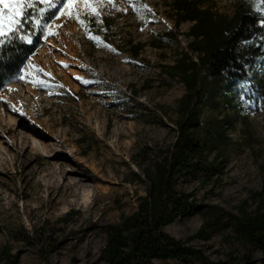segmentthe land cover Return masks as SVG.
<instances>
[{"label":"rangeland","instance_id":"1","mask_svg":"<svg viewBox=\"0 0 264 264\" xmlns=\"http://www.w3.org/2000/svg\"><path fill=\"white\" fill-rule=\"evenodd\" d=\"M236 1L206 0L200 6L227 16ZM34 3L21 24L31 11L46 36L0 87V251L9 246L17 254L14 264H107L100 256L105 225L136 210L148 186L144 171L178 136L177 113L186 88L170 67L182 56H195L188 47L194 23H176L172 0H102L98 19L80 4L85 25L77 21L76 8L60 14L65 0H51L54 7ZM247 3L259 7L258 0ZM92 22L102 25V33ZM136 43L141 46L133 55L130 46ZM200 75L202 101L189 131L195 140L219 145L225 164L217 176H187L178 189L199 204L232 213L245 205L253 211L264 183V96L257 99L245 85ZM259 75L264 83V61ZM24 134L37 136L48 151L58 148L60 157H46L29 142L23 144ZM214 155L213 148L205 152L208 159ZM61 167L72 172L68 178L61 177ZM73 178L82 181L76 191L65 186ZM87 189L90 201H84ZM202 224L203 215L192 212L168 223L165 231L213 262L250 253L261 259L260 251L248 248L229 225L205 239H189ZM20 226L33 236L42 229L41 241L49 245L20 239L15 234Z\"/></svg>","mask_w":264,"mask_h":264},{"label":"trees","instance_id":"2","mask_svg":"<svg viewBox=\"0 0 264 264\" xmlns=\"http://www.w3.org/2000/svg\"><path fill=\"white\" fill-rule=\"evenodd\" d=\"M205 1L172 0L176 23L180 25L183 20L194 23L188 31L192 39L188 47L198 58L193 61L182 56L170 67L186 88L177 113L178 136L171 149L162 153L151 169L144 171L148 186L145 195L138 197L136 210L122 216L119 222L105 225L107 237L100 256L107 264H156L158 259L194 260L198 264H264V183L255 194L259 199L256 209L247 211L245 205H240L237 213L199 204L192 194L178 189L180 180L187 176L201 172L209 177L217 176L225 164L219 145L195 140L189 131L196 123L197 109L202 101L200 74L227 85H245L249 95L257 99L264 96V83L259 75V65L264 61L262 13L251 9L247 0H237L234 13L226 16L208 6H200ZM258 6L262 7L259 2ZM30 12L23 18L19 32L0 45V87L22 68L26 58L38 49L46 36L45 28L35 26ZM91 24L102 33V25ZM21 35L31 36V43L20 39ZM174 36L172 33L170 39ZM166 37L168 35H162L160 39ZM153 43L158 44L157 41ZM140 46V43L130 46L133 55L138 53ZM212 148L215 155L208 159L205 152ZM192 212L203 215V224L189 239H205L221 225H229L234 236L248 248L260 251L261 259L256 260L250 253L241 258L234 256L227 261L213 262L202 250L165 231L168 223ZM15 234H21L20 239L28 242H33L34 238L36 242L40 240L41 248L49 245L41 241L42 229L33 236L20 226ZM16 257L9 246H4L0 251V264H14Z\"/></svg>","mask_w":264,"mask_h":264},{"label":"snow or ice","instance_id":"3","mask_svg":"<svg viewBox=\"0 0 264 264\" xmlns=\"http://www.w3.org/2000/svg\"><path fill=\"white\" fill-rule=\"evenodd\" d=\"M42 3L47 4L49 7H54L51 3V0H41ZM102 0H65L64 8L60 10V14L63 15L65 9L72 10L76 8V19L81 25H85V21L80 17V11L77 7L82 4L85 11L88 12L89 15L95 14L96 18H99V12L96 10V6L101 3ZM112 0H109L111 3ZM259 4L262 7H258L257 11L262 13L261 23L264 24V0H258ZM35 3L34 0H0V45L5 44L10 41L12 38V34L19 32L21 25V18L25 14L26 8H34ZM147 7V5H144ZM41 12H44L45 9H40ZM150 11V9H149ZM46 29L51 34V25H46ZM20 39L26 40L31 43V36L21 35ZM91 39H95L99 41V37L90 36ZM111 48V45H106ZM23 78V77H21ZM77 79H82L81 77H77ZM84 83H88V81H83ZM43 83V81H41Z\"/></svg>","mask_w":264,"mask_h":264},{"label":"bare ground","instance_id":"4","mask_svg":"<svg viewBox=\"0 0 264 264\" xmlns=\"http://www.w3.org/2000/svg\"><path fill=\"white\" fill-rule=\"evenodd\" d=\"M177 37H178L179 41L182 44L183 41L179 38L180 35L177 36ZM197 58H198V54L195 53V56H192V60L193 61H197ZM9 121L14 122V121H12L11 118L9 119ZM22 136H23V140H22L23 144H26L27 142H29L31 144L32 149H34L35 151L41 152L46 157H51V158H59L60 157V156H58L59 155L58 154L59 153V149L58 148L53 149L52 151H50V150L48 151L47 150V146L43 145V143L38 140L37 136L31 135V137H30V136L25 135V134L22 135ZM61 173H62V175H61L62 178H66V177L68 178L69 177L68 175L70 173H72V172L67 171V170H65L64 168L61 167ZM66 181H68V182L65 184V186L72 185L75 188L74 191H76L79 188V186H82V181L79 178L78 179L73 178V179H69V180L66 179ZM83 196H84V201H90L91 200V196H92L91 193H90V190L87 189L84 192Z\"/></svg>","mask_w":264,"mask_h":264}]
</instances>
